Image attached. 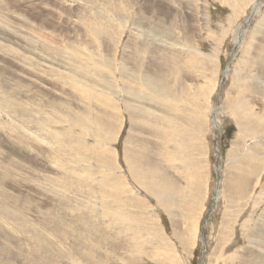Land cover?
<instances>
[{"label":"rangeland","instance_id":"374dc122","mask_svg":"<svg viewBox=\"0 0 264 264\" xmlns=\"http://www.w3.org/2000/svg\"><path fill=\"white\" fill-rule=\"evenodd\" d=\"M0 264H264V0H0Z\"/></svg>","mask_w":264,"mask_h":264},{"label":"bare ground","instance_id":"6f19581e","mask_svg":"<svg viewBox=\"0 0 264 264\" xmlns=\"http://www.w3.org/2000/svg\"><path fill=\"white\" fill-rule=\"evenodd\" d=\"M184 12V11H183ZM69 16V15H68ZM35 41V40H34ZM83 46V45H82ZM13 50V49H12ZM16 51V50H15ZM151 51V50H150ZM149 51V52H150ZM14 66V65H13ZM11 72V71H10ZM151 82V85L150 87H152L151 91L155 92V93H159V94H166L168 96L172 95L173 94V91L170 89V88H166L164 89V87L159 83V82H156V81H150ZM32 86V85H31ZM163 91V93H162ZM5 92V91H4ZM171 97V96H170ZM178 99V98H177ZM172 101V100H171ZM17 102V101H16ZM136 108V107H135ZM12 113V112H11ZM17 115V114H16ZM18 116V115H17ZM132 116V115H131ZM239 119V118H238ZM133 120V119H132ZM240 120V119H239ZM243 122V121H242ZM247 122V121H246ZM239 123V122H238ZM241 124V123H240ZM135 126V125H134ZM252 126V125H250ZM241 127V125H240ZM248 128H251V127H248ZM255 128V127H254ZM250 133V132H249ZM172 135V134H171ZM175 136V135H174ZM241 136V135H240ZM166 140V139H165ZM169 140V139H168ZM36 146V145H35ZM136 147V146H135ZM174 148V147H173ZM183 150V149H182ZM141 159V158H140ZM139 160V159H138ZM143 161V160H142ZM144 163V162H143ZM146 164V162H145ZM253 166V165H252ZM148 167V166H147ZM38 168V167H37ZM147 169V168H146ZM149 169V168H148ZM158 169V168H157ZM154 169L151 168V172H149L150 174L154 173L153 172ZM249 171V170H248ZM135 172V179L136 177H138V180L139 182L142 181L143 183V180L146 179V175L145 177L143 178L141 175H139L140 172H137V171H134ZM165 172V171H164ZM133 173V172H132ZM155 175H157V177L160 179V189L158 191V194H157V198L159 199V203L162 205L163 208H165V210H168L169 212L172 211V207L167 203V199H168V192L169 193H175L173 189H171L170 184L172 183L171 182V178L170 176H168L166 173H159L158 171H155ZM154 175V176H155ZM153 176V175H152ZM41 177V176H40ZM148 178V177H147ZM239 181L241 180H247L248 177L242 173L241 176L239 177ZM249 181V180H248ZM147 183V182H145ZM173 185V184H171ZM148 186V190H151V185L150 183L147 185ZM175 186V185H174ZM177 190V189H176ZM45 192V191H44ZM178 192V191H176ZM50 193V192H49ZM44 206V205H43Z\"/></svg>","mask_w":264,"mask_h":264}]
</instances>
